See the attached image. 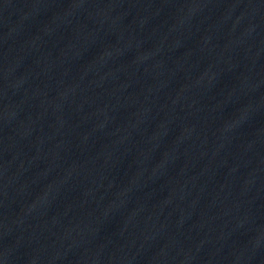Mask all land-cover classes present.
Returning <instances> with one entry per match:
<instances>
[{"label":"water","instance_id":"1","mask_svg":"<svg viewBox=\"0 0 264 264\" xmlns=\"http://www.w3.org/2000/svg\"><path fill=\"white\" fill-rule=\"evenodd\" d=\"M0 264H264V60L199 0H0Z\"/></svg>","mask_w":264,"mask_h":264}]
</instances>
